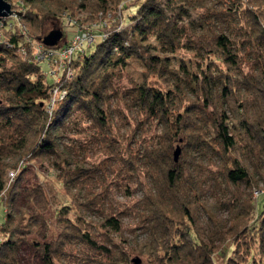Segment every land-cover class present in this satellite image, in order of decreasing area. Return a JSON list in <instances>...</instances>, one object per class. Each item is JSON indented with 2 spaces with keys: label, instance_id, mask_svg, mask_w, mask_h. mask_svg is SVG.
I'll list each match as a JSON object with an SVG mask.
<instances>
[{
  "label": "trees",
  "instance_id": "obj_1",
  "mask_svg": "<svg viewBox=\"0 0 264 264\" xmlns=\"http://www.w3.org/2000/svg\"><path fill=\"white\" fill-rule=\"evenodd\" d=\"M9 1L25 32L0 19V264H215L225 242L223 264H264V0H134L128 28L124 0ZM74 6L93 39L38 58ZM31 159L66 202L28 182ZM115 189L140 195L111 206Z\"/></svg>",
  "mask_w": 264,
  "mask_h": 264
},
{
  "label": "rangeland",
  "instance_id": "obj_2",
  "mask_svg": "<svg viewBox=\"0 0 264 264\" xmlns=\"http://www.w3.org/2000/svg\"><path fill=\"white\" fill-rule=\"evenodd\" d=\"M9 1V0H8ZM13 1V0H12ZM15 1V0H14ZM126 1V3L128 4L126 7H124L122 9V21H121V25L122 27H127L130 23L129 22V18H128V14L132 12V10L135 7V2L134 0H124V2ZM10 2V1H9ZM17 2V0H16ZM134 2V3H133ZM121 4V2L118 3L117 7ZM19 6V4H16V7ZM16 7H12L11 8L14 10V13L17 14L18 11L17 9H15ZM70 8V7H69ZM67 8V10L63 11V15H62V19H63V26L59 27L58 29L62 30V35L61 37L57 40L56 42V46H59L61 44H63L65 39H68L72 36L73 32H75L76 27L75 26H86L88 25L89 28H95L98 24L92 23V21H86L85 16L86 13L84 11V9L78 7V6H74L73 8ZM71 10V11H70ZM13 12V11H12ZM20 14H17V17H19ZM112 17V16H111ZM110 17V18H111ZM73 21L74 24H68V22ZM82 25H80V23ZM53 29H57V28H53ZM48 31H46L44 34H46ZM98 36L95 35L94 37V42L98 41ZM93 42V43H94ZM85 43V42H84ZM87 44H84L85 47ZM92 46V45H91ZM90 46V47H91ZM89 48V47H88ZM33 49V47H32ZM40 65L42 70L47 71V69H49L48 64L46 62V60H41L40 61ZM47 80L51 81L52 76L51 74L47 73ZM234 153L230 154V158L234 157ZM93 158H95V156H90L89 159L93 160ZM55 170L50 167L48 165V163L43 160V161H39L37 159H31L29 162V166H28V171H27V178H28V182L29 183H35V182H41L44 187L45 190L47 191L49 196H54L56 197L59 202H66L68 200L64 189L62 187V185L60 184V182L55 178ZM104 181H107V178H110V175L108 173V171L104 174ZM100 180L103 178L102 176L98 177ZM97 187H99V185L97 184ZM140 192L134 191V193L132 195H124L121 193L120 190H112L111 193H109L108 197L109 199L107 200V203H110L111 206H121L123 205V203H131L133 202L135 199L139 198ZM106 205V203H105ZM109 207V205H107ZM3 206H2V202L0 200V219H2L3 217ZM46 217L47 220L49 222V230L47 232V238L53 237L56 232L58 231V228L55 225V218H54V207L50 206L47 210H46ZM89 215L92 216L91 218L96 219L98 217V214L96 213H91L89 212ZM224 215V214H223ZM122 223L124 227H128L130 225L134 226L133 223L136 222V219L133 220V217L129 214L124 215L122 217ZM134 233H139L138 234V238H141L143 236V232L140 230V228H136V229H131V228H126L124 235L132 238ZM229 250V245L227 242H225L222 247L215 253L214 255V260H215V264H223V257L225 255V253H227V251ZM19 256L21 258V261L26 263L28 262V260L31 259L30 253L22 248L19 250ZM146 261L145 258H141V260H139L138 264H151L150 262Z\"/></svg>",
  "mask_w": 264,
  "mask_h": 264
},
{
  "label": "built area",
  "instance_id": "obj_3",
  "mask_svg": "<svg viewBox=\"0 0 264 264\" xmlns=\"http://www.w3.org/2000/svg\"><path fill=\"white\" fill-rule=\"evenodd\" d=\"M15 9H17L18 11H22L23 6L19 5ZM11 16L14 18H11ZM2 18L6 19L5 22L3 23H6V25L9 28L15 27L19 32H23V33L25 32L24 24L21 23L20 19L17 17V14H15L14 11L6 16L0 17V19ZM9 18H11L12 20L13 19L16 20L15 24H13L14 22ZM25 36L26 39L30 40V38H27V35ZM92 39H93V34L89 30L83 28L82 26H78L76 28V31L70 38V40L64 46L60 47L58 50H55L53 48H47L43 46L39 41L34 39L31 40L30 42L32 44L34 53L38 58L47 56L54 63L60 61L61 63L59 65L62 67L63 65H65L64 62H62V60L68 61L77 47H79L84 41L90 42ZM7 175L9 178H12L13 170L9 169Z\"/></svg>",
  "mask_w": 264,
  "mask_h": 264
},
{
  "label": "water",
  "instance_id": "obj_4",
  "mask_svg": "<svg viewBox=\"0 0 264 264\" xmlns=\"http://www.w3.org/2000/svg\"><path fill=\"white\" fill-rule=\"evenodd\" d=\"M14 11L11 8V4L8 0H0V17L6 16ZM17 14H20L21 11H15ZM62 31L60 29H51L46 34L42 35L39 39L46 45H54L57 40L61 37ZM179 152V146L177 145L173 150V158L176 159ZM140 258L138 256H134L132 261L135 264H138Z\"/></svg>",
  "mask_w": 264,
  "mask_h": 264
}]
</instances>
